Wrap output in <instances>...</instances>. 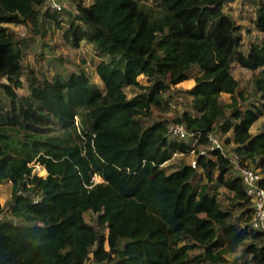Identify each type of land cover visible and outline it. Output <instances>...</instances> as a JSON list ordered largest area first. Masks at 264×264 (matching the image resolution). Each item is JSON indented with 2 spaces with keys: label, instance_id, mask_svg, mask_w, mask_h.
I'll return each mask as SVG.
<instances>
[{
  "label": "trees",
  "instance_id": "1",
  "mask_svg": "<svg viewBox=\"0 0 264 264\" xmlns=\"http://www.w3.org/2000/svg\"><path fill=\"white\" fill-rule=\"evenodd\" d=\"M69 2L72 12L0 0V184L12 182L0 211L13 216L0 220V264H88L91 254L98 264H264V231L249 226L242 178L220 150L200 154L209 133L232 131L225 141L264 176V121L253 131L264 119V1L261 35L247 50L227 0ZM52 23L74 46L94 45L99 82L84 68L47 74L24 64L34 38L6 24L38 35ZM233 61L259 70L252 93ZM194 68L184 90L192 107L173 117L182 91L173 90ZM169 123L200 133L198 145L170 136ZM19 132L22 149L11 143ZM193 149L197 167L170 163ZM32 163L63 174L31 173ZM228 249L241 252L230 260Z\"/></svg>",
  "mask_w": 264,
  "mask_h": 264
},
{
  "label": "rangeland",
  "instance_id": "2",
  "mask_svg": "<svg viewBox=\"0 0 264 264\" xmlns=\"http://www.w3.org/2000/svg\"><path fill=\"white\" fill-rule=\"evenodd\" d=\"M91 0H86V3L89 4ZM152 1V0H149ZM260 0H227L225 4V9L229 12L241 25V31L243 34L245 45L242 49L247 50L249 48V44L254 42L256 38H258L261 33L257 28L255 23L256 17V8L258 7V3ZM264 1V0H263ZM68 12L73 11V6L68 4L66 6ZM67 26V23H65ZM10 29H12L18 36H29L33 37L29 38L28 47L24 48V58L23 62L30 68L38 70V72H43L47 74H51L54 71V66L61 65L67 68L69 71L72 70H81L84 68L91 79L93 81L99 82V77L95 70V65L98 62L99 58L96 54V49L93 44L88 43L87 41H82L80 47L74 46L72 43L68 42L64 37V29L58 28L55 23L47 26V30L44 34L35 35L33 31V26L25 27L23 25H15V24H6ZM232 71L237 78L240 80V86L244 90H246L247 94L252 93L253 91V81L255 75L259 72V70L252 71L245 67H242L237 61H233L232 63ZM200 73L199 68H194L190 72V78L178 83L175 86V90H182L180 94L178 91L176 93L179 95L180 99H173V107L168 112L169 115L176 117L177 114H180L183 110L187 108H191V97L184 91L194 86L195 77ZM140 80L145 83L146 77L140 76ZM168 95V93H167ZM223 98L226 101H231V96L228 93L223 94ZM263 118L253 126V131L257 132L263 127ZM232 134V131H229L227 134H222L220 131L218 135L221 137L220 139L227 144V147L234 150L235 144L233 142L227 143L226 138ZM11 143L17 147L22 149L25 140L22 132H19L18 137L16 139H12ZM181 159L186 162H191L195 159L194 154L189 155H177L174 160L170 163L179 162ZM166 163L165 165H168ZM31 173H37L39 175L46 176L48 174H52L58 177H61L62 173H54L51 172L47 167L42 166L38 163H32L30 165ZM170 170V169H168ZM64 171V169H63ZM217 170L215 174H217ZM231 174L233 176L237 175V172L232 171ZM96 181H101L102 178L100 176H95ZM12 195V182L5 181L0 184V201L2 204H6L7 200L10 199ZM222 200L228 204L229 199L222 194ZM86 218L88 221L97 225L96 215L93 213H87ZM106 233L107 230H104ZM106 248H109L108 242L106 241ZM227 256L230 260H233L235 256L240 254V250L233 252L228 249ZM232 263V262H231ZM230 263V264H231ZM201 264V263H195Z\"/></svg>",
  "mask_w": 264,
  "mask_h": 264
},
{
  "label": "built area",
  "instance_id": "3",
  "mask_svg": "<svg viewBox=\"0 0 264 264\" xmlns=\"http://www.w3.org/2000/svg\"><path fill=\"white\" fill-rule=\"evenodd\" d=\"M48 7L52 10L62 11L68 4L69 0H47ZM168 132L170 136L176 137L180 140H191V144L198 145L199 136L198 132L189 130L184 124L169 123ZM213 150H220L232 163L233 171L237 172V175L242 178L244 184V192L246 196L252 202L253 213L249 220V226L252 229L264 231V185L261 180L263 179V173L253 166L242 163V158L235 150L227 147V144L223 142L220 137L215 133H209L207 145L201 147L200 154H209ZM195 155L190 163L193 167H197V158L195 149L192 153ZM12 219L13 216L9 210L0 211V220ZM93 257V255L91 254ZM88 260V264H98L93 259Z\"/></svg>",
  "mask_w": 264,
  "mask_h": 264
}]
</instances>
